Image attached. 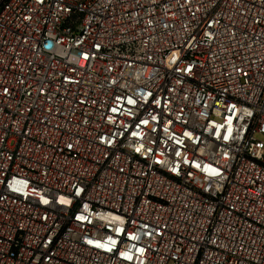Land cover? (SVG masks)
I'll use <instances>...</instances> for the list:
<instances>
[{
  "label": "built area",
  "instance_id": "1",
  "mask_svg": "<svg viewBox=\"0 0 264 264\" xmlns=\"http://www.w3.org/2000/svg\"><path fill=\"white\" fill-rule=\"evenodd\" d=\"M0 264H264V0H0Z\"/></svg>",
  "mask_w": 264,
  "mask_h": 264
}]
</instances>
